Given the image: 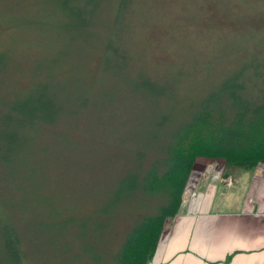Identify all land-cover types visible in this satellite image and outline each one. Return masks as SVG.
I'll return each mask as SVG.
<instances>
[{
	"label": "rangeland",
	"instance_id": "obj_1",
	"mask_svg": "<svg viewBox=\"0 0 264 264\" xmlns=\"http://www.w3.org/2000/svg\"><path fill=\"white\" fill-rule=\"evenodd\" d=\"M56 5L57 0H0V74L10 65L8 75L0 76V134L16 127L9 105L30 102L42 108L51 98L59 106L50 128L21 127L26 141L21 152L14 154L9 140L0 136V182L7 190L0 196V212L21 213L22 240L32 264H97V256L99 264H112L125 225L106 230L98 246L100 234L81 230V219H90L98 200L107 197L132 150L149 144L155 118L160 125L170 124L243 63L264 59V31L256 33L264 29V0L129 1L118 12L113 35L120 36L121 24L131 20L127 44L150 70H139L140 81L114 62L107 66L99 50L90 49L101 42L95 24L111 0H78L80 8L90 9L85 26L70 8ZM60 23L68 30H60ZM87 51L91 83L78 66ZM154 72L164 92L158 91ZM147 78L152 87L145 85ZM170 81L173 91L165 90ZM258 165L264 163L244 169L224 164L221 157L197 156L188 187L202 176L216 185L215 200L234 186L242 195L239 175L258 176Z\"/></svg>",
	"mask_w": 264,
	"mask_h": 264
},
{
	"label": "trees",
	"instance_id": "obj_2",
	"mask_svg": "<svg viewBox=\"0 0 264 264\" xmlns=\"http://www.w3.org/2000/svg\"><path fill=\"white\" fill-rule=\"evenodd\" d=\"M129 1L131 0H111V8L101 13L100 21L95 24L101 42L92 44L90 49L97 48L101 61L107 66L114 62L120 68L130 70L133 78L140 81L142 73L139 70L147 65L139 52L132 51L127 44L133 28L131 20L128 18L121 24L120 36L113 35L118 12L125 5L128 6ZM56 6L70 8L68 11L75 17L78 14L83 26L87 24L90 9L80 8L78 0H57ZM64 24L60 23L59 29L67 31L68 27H64ZM261 31L264 29L256 33ZM89 52L78 57V66L84 71L86 82L91 83L94 74L89 76L84 64ZM19 63L20 67L24 66L23 59H19ZM3 65L0 64L2 68ZM9 67L10 65L2 73L4 76L8 75ZM147 69L150 72L148 67ZM149 80L147 78L144 81L145 85L152 87ZM158 81L160 83L156 86L160 87L158 91L161 89V92L163 80L160 77ZM167 84L165 90H175L174 82ZM3 100L0 98V101ZM46 101L49 103L42 108H32L34 104L30 102L9 105L16 116V127L5 129L0 136L9 140L14 147V154L21 152L26 146L22 126L39 129L50 128L55 123L53 118L59 106L53 105L51 98ZM44 114L48 117L39 120L38 116ZM183 114L172 119L170 124L166 121L164 125H160L159 120H153L154 136L146 148L138 146L127 156L121 171L107 189V197L102 201L98 200L95 208L89 212L90 217H94L93 222H89V216H83L79 223L81 230L92 229L100 234L96 243L98 246L102 245L105 234L108 235L106 230L115 232L116 226L125 225L122 240L111 254L112 264H146L151 258L162 229L177 213L184 194L192 191L187 179L195 157H221L224 164L244 169L264 163V59L260 56L243 63ZM7 121L5 119V128ZM222 175L220 177H226L225 173ZM2 191L7 190L0 182V196L4 194ZM22 221L19 212L11 209L0 212V264H32L25 241L22 240ZM109 236L110 242L116 243L115 238ZM85 239L82 236L81 241ZM86 249L88 250L87 246L82 249L84 257ZM75 256L78 254L73 257ZM95 260L97 264L100 263L98 256Z\"/></svg>",
	"mask_w": 264,
	"mask_h": 264
},
{
	"label": "crops",
	"instance_id": "obj_3",
	"mask_svg": "<svg viewBox=\"0 0 264 264\" xmlns=\"http://www.w3.org/2000/svg\"><path fill=\"white\" fill-rule=\"evenodd\" d=\"M259 169L258 176L239 175L245 193L234 186L218 200L216 185L197 177L146 264H264V166Z\"/></svg>",
	"mask_w": 264,
	"mask_h": 264
},
{
	"label": "built area",
	"instance_id": "obj_4",
	"mask_svg": "<svg viewBox=\"0 0 264 264\" xmlns=\"http://www.w3.org/2000/svg\"><path fill=\"white\" fill-rule=\"evenodd\" d=\"M191 193H192V191H191Z\"/></svg>",
	"mask_w": 264,
	"mask_h": 264
}]
</instances>
